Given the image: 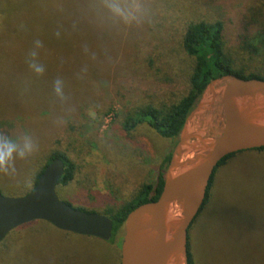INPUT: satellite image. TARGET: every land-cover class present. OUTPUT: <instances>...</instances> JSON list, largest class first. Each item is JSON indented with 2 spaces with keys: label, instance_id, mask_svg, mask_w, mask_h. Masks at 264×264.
Masks as SVG:
<instances>
[{
  "label": "rangeland",
  "instance_id": "obj_1",
  "mask_svg": "<svg viewBox=\"0 0 264 264\" xmlns=\"http://www.w3.org/2000/svg\"><path fill=\"white\" fill-rule=\"evenodd\" d=\"M120 1L0 0V153H11L0 167L3 195L13 196L23 188L18 181H27L26 166L37 163L33 156L48 132L56 127L63 113L75 112L84 100L81 73L111 75L107 95L96 97L98 101L89 103L77 114L78 118L83 115L90 121L85 135L97 126L100 133L108 130L113 114L145 91L166 98L183 88L179 83L182 80L174 77L179 73L175 72V65L172 68L160 65L156 74L153 67L149 76L134 73L131 65L125 67L129 57L126 39L150 37L152 32L146 31L153 28V22H161L163 9L159 8L165 5L156 0L159 7L154 15H159L142 23L151 8L149 1L140 0L132 11L133 7L128 8ZM168 1L177 18L173 27L177 33L184 21L215 18L220 14L227 22L225 50L237 64H242L243 74L251 72L264 77V50L253 55L243 52L240 41V36L246 34V26L251 28V34L264 29V0ZM172 12L169 11L170 16ZM79 22L85 25L80 23L77 30ZM26 90L27 101L23 96ZM103 102L112 106L110 115L100 111L105 108ZM192 129L203 130L206 135L218 133V112L197 115ZM61 134L66 143L69 135ZM123 141L126 146L115 139L142 162L145 156L156 157L159 146L143 133L125 137ZM83 143L87 145L86 141ZM163 143L165 152L172 153L177 142ZM85 148L81 161L91 170L93 189L114 195L126 175L96 143ZM149 175L154 182L156 173L149 171ZM56 193L60 199L74 203L92 201L78 187L72 189V194L64 189H57ZM77 196L83 201L76 200ZM6 238V246L0 250V264H116V249L122 240L117 237L111 245L108 240L63 231L43 220H35L33 226L19 231L13 229ZM188 241L193 264H264V150L236 153L217 168L209 201L191 223Z\"/></svg>",
  "mask_w": 264,
  "mask_h": 264
},
{
  "label": "trees",
  "instance_id": "obj_2",
  "mask_svg": "<svg viewBox=\"0 0 264 264\" xmlns=\"http://www.w3.org/2000/svg\"><path fill=\"white\" fill-rule=\"evenodd\" d=\"M147 1H149L151 8L143 16L142 23L152 16L159 15H154L159 7L156 3L159 1L163 2L162 5H165L159 8L163 9L160 13L162 15L161 22H153V28H149L146 31L148 34L152 32L150 37H138L134 40L126 39L129 57L125 67L131 65L129 67L134 73L149 76V70L152 71L153 67L156 74L160 70V65H165L167 68H172L175 65V72L179 73L174 74V77L175 79L182 80L179 83L183 88L179 92L173 91L169 93L166 98L156 97L152 94H147L145 91L143 96L135 98L129 105H124L121 111L113 114L114 118L108 130L100 133L97 126L91 128L92 131L89 135H85L90 121L83 115H80L78 118L77 114L89 103L94 102V100L98 101L96 97L103 98L107 95L105 92L109 89L111 75L110 72L81 73L80 77L82 78L83 90L85 92L84 100L79 102L78 109L75 112L63 113L58 119L56 127L48 132L49 135L46 137V140L33 156L34 158L36 157L37 163L33 164L32 167L26 166L27 181L20 179L18 186L23 188L13 194V196L28 194L36 185L44 168L54 159H62L65 163V168L57 183L56 190L60 191L64 189L72 194V189L78 187L80 191L87 193L90 196L88 200L92 199L90 203H74L70 199H64L63 201L75 209L108 216L113 222L112 235L108 240L111 245L115 244L117 237H122L123 224L127 214L138 205L155 201L159 197L163 186L164 172L171 158V152L167 153L164 150L163 141L170 140L173 143L177 142L187 115L203 94L208 83L215 78L229 73H234L241 78L264 79V77H258L251 72L246 75L243 74L245 70L241 68L242 64H237L233 56L225 50L224 43L227 35L224 36V32L227 22L221 19L220 14L215 18H191L184 21L179 26L181 31L177 33V28H173L177 18L173 15L172 9H170L172 8L170 1ZM120 2L128 8L133 7L132 11L137 7L140 0H121ZM169 11L172 12L171 16L169 15ZM170 18L171 21L169 22L171 23H168L167 20ZM80 23L85 25L84 22L77 23V30ZM111 27L109 26V29ZM114 28L116 29V27ZM248 28L246 26V30L244 31L246 34L240 36L241 47L243 52H249L252 55L257 54L260 50H264V46H260V44H264V29L261 30L259 28L256 33L251 34V28ZM105 33H107V30H105ZM119 36L122 40L123 36ZM100 88H102L103 92ZM97 89H99V93H97ZM23 96H26L27 101L29 97L28 90H26ZM103 104L105 108L100 111H102L103 115H110L112 106H108L104 102ZM62 132L69 135L66 143L63 142ZM136 133L145 134L156 146H159L156 149L157 154L154 159L145 156V162H142L143 159L136 158L133 151L115 142L116 139L120 144H124L123 140L125 137L129 139ZM59 134H61L60 137ZM83 141H86L87 145ZM92 143H96L109 160L116 163L118 170L126 175V179L114 195L104 194L93 189L91 170L87 169L88 166L81 161V155L84 152L83 148L85 146L87 148ZM251 150L262 151L264 147ZM236 153L223 158L215 171ZM149 171L156 173V180L154 182H151L149 179ZM213 175L209 181L204 203L209 201ZM74 198L80 202L83 201L80 196ZM34 224L35 220L22 224L14 230L19 231L21 228L33 226ZM7 238L0 242V250H3L6 246ZM119 248L116 249V264L120 262ZM187 254L188 264H193L188 245Z\"/></svg>",
  "mask_w": 264,
  "mask_h": 264
},
{
  "label": "water",
  "instance_id": "obj_3",
  "mask_svg": "<svg viewBox=\"0 0 264 264\" xmlns=\"http://www.w3.org/2000/svg\"><path fill=\"white\" fill-rule=\"evenodd\" d=\"M217 111L220 131L192 129L197 115ZM264 147V79L234 73L211 80L187 115L155 201L132 209L123 224L119 264H188V229L199 213L211 176L226 156ZM65 163L56 158L24 196L0 192V242L22 224L43 220L57 229L109 240L112 220L75 209L56 186Z\"/></svg>",
  "mask_w": 264,
  "mask_h": 264
},
{
  "label": "clouds",
  "instance_id": "obj_4",
  "mask_svg": "<svg viewBox=\"0 0 264 264\" xmlns=\"http://www.w3.org/2000/svg\"><path fill=\"white\" fill-rule=\"evenodd\" d=\"M10 154V151L0 153V167L4 165L5 160L10 156ZM21 155H23V153H21Z\"/></svg>",
  "mask_w": 264,
  "mask_h": 264
}]
</instances>
